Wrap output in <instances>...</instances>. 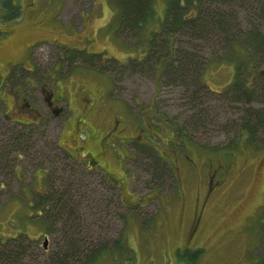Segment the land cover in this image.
<instances>
[{"label":"rangeland","instance_id":"374dc122","mask_svg":"<svg viewBox=\"0 0 264 264\" xmlns=\"http://www.w3.org/2000/svg\"><path fill=\"white\" fill-rule=\"evenodd\" d=\"M166 4L156 0L154 21ZM226 10L235 24L245 16L240 12L237 21ZM148 31L124 33L112 0H0V140L19 126L35 130L34 146L23 149L27 153L4 152L0 165V237L18 235L29 244L18 264H54L72 240L78 254L71 264H86L85 256L101 248L90 264H258L264 148L238 143L239 127L231 125H240L248 107L204 94L202 107L216 109L204 127L185 132L184 142L175 124L196 112L185 84L190 90L200 84L159 66L168 46L206 61L229 53L231 45L225 50L215 38L176 34L172 47L160 34L154 57L129 60ZM235 54L224 66L215 61L207 68L203 81L211 90L231 83L232 61L241 55ZM8 90L25 95L40 115L19 107L15 113L18 94ZM49 96L56 100L52 107ZM260 101L264 95L258 94L255 108ZM15 117L42 122H6ZM65 149L79 159L82 151L95 156L119 187L102 185L99 169L89 171ZM48 188L60 198L74 197L67 210L61 202L47 210L42 195ZM35 195L42 198L32 201Z\"/></svg>","mask_w":264,"mask_h":264},{"label":"trees","instance_id":"16d2710c","mask_svg":"<svg viewBox=\"0 0 264 264\" xmlns=\"http://www.w3.org/2000/svg\"><path fill=\"white\" fill-rule=\"evenodd\" d=\"M112 1L117 7L120 26L124 33H131L134 29H142L145 33L151 26H157L148 31L150 37L147 38L146 43H143L141 48L134 50L135 53L132 56L135 58L130 57L129 60L136 58L140 60L145 55L146 58L154 57L153 55L156 53L153 45L154 37L160 34L165 35L172 47L174 41L171 37L176 34H182L190 37L193 41L206 40L210 42L212 38H215L225 50H227V45H231L232 51L236 53L235 55L240 52V57H236L237 61H232L231 64L235 67V74L231 83L227 87L211 90L203 81L207 68L213 66L215 61H217L218 66H224V64L228 63V56L232 51L224 53L223 56H216L213 60L204 61L198 56L199 54L187 53L189 51L186 52L184 50L177 52L174 48L170 49L168 46L165 59L161 58L159 63V66L161 64L164 66L162 72H169L172 74L171 76L183 81L194 78L200 84L198 89L190 90V83L186 82L187 92L190 93L192 98V108H195L196 112L190 116V119L184 125L175 124L174 128L176 129L174 132H177L186 142L189 139L185 133L187 130L189 131L190 128L199 129L205 126L206 122L204 119L216 109L214 105H208L206 108L202 107L206 104L203 101L206 99L204 94H208L215 96L216 100L225 99L230 104L246 105L248 108L244 118L241 119L240 125H238L237 121L231 124L234 129L239 127L238 143L244 141L250 146L264 148V101H260L261 106L258 108L253 105L257 101L258 94L264 95V0H167L165 10L158 21H154L156 18L154 11L156 0ZM227 6L236 14L235 19L237 21L239 20L240 12L244 13L245 16L242 17L243 19L241 18V23L240 21L236 24L234 23L231 13L226 10ZM236 32L239 34H235ZM198 48L199 46H197ZM164 49L166 51V48ZM176 53H178V57H176ZM156 122L158 123L159 120ZM232 130L231 128L228 132ZM24 133L20 137H18V131L14 132L13 135L10 133L11 136L8 135V138L0 140V165L2 159L7 156L4 152L7 151L9 155V153H18V150L27 153L23 149H31L29 141L32 137V132L27 131ZM10 171L11 169L7 173H10ZM100 172L102 185H105L110 190L114 187H119L118 181H112L107 177L105 171L100 170ZM48 182L52 184L49 178ZM52 189L48 188L46 193L42 195L47 210H51V204L48 205L50 202L53 203L52 209H55L58 202H61L64 210H67L69 202L73 201L72 198L74 197L71 196L70 199L68 196L66 199L63 197L62 199L58 196L60 193L58 192V195L57 192L53 194L51 192ZM35 196L32 201L42 198L40 195ZM68 213L75 215L76 211L71 210ZM17 236L5 239L0 237V264H18L25 258L29 244L24 245L25 240ZM262 240L264 244V232ZM121 244L119 245L118 243L117 245L121 247L123 243ZM70 245H72V249L68 250V254L62 255L59 252L57 256H54V264H71L69 260H71L72 256L78 254V250H73L75 247L73 240ZM86 253H88V250H86ZM103 253L104 249L102 248L91 250L90 254L85 256L87 258L86 264L95 262ZM258 264H264V248Z\"/></svg>","mask_w":264,"mask_h":264},{"label":"flooded vegetation","instance_id":"af4514ba","mask_svg":"<svg viewBox=\"0 0 264 264\" xmlns=\"http://www.w3.org/2000/svg\"><path fill=\"white\" fill-rule=\"evenodd\" d=\"M11 74V73H10ZM9 74V75H10ZM8 75V76H9ZM7 76V77H8ZM8 92H10L8 95H10V96H13L12 94H18V92H16V91H14V92H12L11 90H8ZM51 97L52 96H49L47 99H48V101H49V104H50V106L52 107L53 105H54V101H56L55 99H54V101L51 99ZM58 99V98H57ZM5 101H6V99H5ZM16 106H17V109H16V111H15V113H17L18 111H22V110H18V107L19 108H22V109H25L26 108V113L30 116L31 114H34V115H40V111H39V109L37 108V107H35V106H33V105H31L30 103H28V101H27V97L25 96V95H20V94H18V102L16 103ZM55 112H57V110H55ZM5 115H7V113L5 112L4 113ZM28 116V117H29ZM15 122V124L16 125H30V124H32V125H34V126H38L39 124H40V122H42V121H40V118H38V119H36L35 120V118H30L29 120H23V119H19V118H17V117H15V118H12V119H7L6 120V122ZM20 128L18 129V137H20L21 135H23V134H25L24 132H27V131H30V132H32V137L31 138H33L34 136H33V133H35V130H33L32 128H30V129H28V130H23L22 129V127L21 126H19ZM120 134V133H119ZM120 136H122L121 134H120ZM27 137V136H26ZM29 143H30V141H29ZM34 144H35V142H31L30 143V145L31 146H34ZM62 146V145H61ZM64 148V147H63ZM66 150V149H65ZM84 150H86V152H88V149H84ZM19 151V150H18ZM67 151V154L73 159V160H75V161H78V162H81V163H83V162H85V166H86V168L90 171V170H96V169H99V170H103L104 171V169L103 168H101L100 167V165H99V163H98V159L95 157H92L90 154H87V153H83V151L80 153V157H81V159H79V158H76L75 156H73L68 150H66ZM81 155H85L84 157H85V159L84 160H82V156ZM97 159V160H96ZM108 171V173H107V177H110V174H109V170H107ZM196 229V227L194 226L193 228H192V230H193V233H195V230Z\"/></svg>","mask_w":264,"mask_h":264},{"label":"water","instance_id":"95a60500","mask_svg":"<svg viewBox=\"0 0 264 264\" xmlns=\"http://www.w3.org/2000/svg\"><path fill=\"white\" fill-rule=\"evenodd\" d=\"M45 247H46V243H45Z\"/></svg>","mask_w":264,"mask_h":264}]
</instances>
